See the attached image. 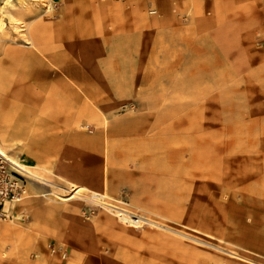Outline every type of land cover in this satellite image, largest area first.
<instances>
[{"label":"rangeland","instance_id":"rangeland-1","mask_svg":"<svg viewBox=\"0 0 264 264\" xmlns=\"http://www.w3.org/2000/svg\"><path fill=\"white\" fill-rule=\"evenodd\" d=\"M34 1L0 29V135L37 175L0 264H264V0ZM61 172L91 189L59 202Z\"/></svg>","mask_w":264,"mask_h":264},{"label":"bare ground","instance_id":"bare-ground-1","mask_svg":"<svg viewBox=\"0 0 264 264\" xmlns=\"http://www.w3.org/2000/svg\"><path fill=\"white\" fill-rule=\"evenodd\" d=\"M30 1H32V0H30ZM35 1H34V3H36ZM41 2L44 4L43 9L44 10L47 9L49 1L47 3V0H41ZM11 5H12V0H0V29L3 28V26H5V24H6L4 12ZM14 26H16V24ZM9 142H10L9 138H1V141H0V158L7 161L9 164H11L13 167H15V170H17L18 172H20L22 174L26 175L27 173H31V171L27 168L35 169V167L28 166V165L21 163L19 161V157H18L17 153H13V155H11L7 152V146H8ZM35 176L37 177L36 174H35ZM67 181H68V188L66 191H63L62 189L56 188L53 186L52 189L50 190L49 195L51 197H53L54 199L58 200L59 202H68V201L75 200V199L79 198L82 195L81 190L83 189V186L74 180H67ZM93 194L95 195V198L97 199V201L100 202L101 204H103L113 214L115 212H121L126 217L130 218L128 220L133 221V223L150 224V225L153 224L155 226L164 227V226L158 224L156 221H154L152 219H148V218L144 217L142 214L136 213L135 211H132L130 209L117 207V206L112 205L110 203H105V201L103 202V199L105 197V194H103V193L101 194L98 192H93ZM11 206L12 205L10 202L5 203L4 211L7 213L5 214L4 218L9 217V211L11 209ZM4 218H2L1 220H3ZM221 250L226 251L229 254L238 256V254L235 252L227 251V250L222 249V248H221Z\"/></svg>","mask_w":264,"mask_h":264},{"label":"built area","instance_id":"built-area-1","mask_svg":"<svg viewBox=\"0 0 264 264\" xmlns=\"http://www.w3.org/2000/svg\"><path fill=\"white\" fill-rule=\"evenodd\" d=\"M22 193L20 182L15 178V167L0 158V220L7 213L4 211L5 203L19 201Z\"/></svg>","mask_w":264,"mask_h":264},{"label":"crops","instance_id":"crops-1","mask_svg":"<svg viewBox=\"0 0 264 264\" xmlns=\"http://www.w3.org/2000/svg\"><path fill=\"white\" fill-rule=\"evenodd\" d=\"M214 14V13H213ZM27 45L29 46V47H35V45H34V43L31 41V40H29L28 38H27ZM1 138H7L6 136H2V135H0V141H1ZM16 153V152H15ZM43 159H45V160H47V159H49V158H51V156H43L42 157ZM64 157H63V155H58V156H56V159H60V160H62ZM22 163V162H21ZM28 165V164H27ZM30 166V165H29ZM35 170V169H34ZM63 172H61L60 174H58L60 177H62V178H64V180L68 183V181L67 180H74V181H76V182H78L79 184H81L82 186H83V188L84 187H86V188H89V189H91L88 185H86L84 182H80L79 180H78V178H76V177H73L72 175H68V174H62ZM30 175H32V176H34V177H36L35 176V174L34 173H32V174H30ZM53 187V186H52ZM52 187H51V189H52ZM50 189V190H51ZM49 193H50V191H49ZM103 193V192H102ZM141 229H143V227L141 228ZM122 230H125V231H134V230H139V229H129V228H126V227H123L122 226ZM15 231V230H14ZM13 231V232H14ZM9 232V228H6V227H4V226H0V239L1 238H3V237H5L6 235H7V233ZM12 254H13V256L15 255V251H13L12 252ZM7 264H15V260H13V261H11V263H7Z\"/></svg>","mask_w":264,"mask_h":264}]
</instances>
